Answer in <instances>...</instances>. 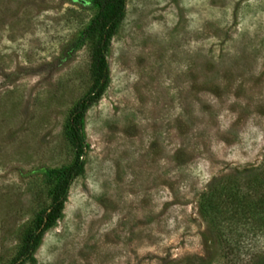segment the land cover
Returning a JSON list of instances; mask_svg holds the SVG:
<instances>
[{"label": "rangeland", "instance_id": "374dc122", "mask_svg": "<svg viewBox=\"0 0 264 264\" xmlns=\"http://www.w3.org/2000/svg\"><path fill=\"white\" fill-rule=\"evenodd\" d=\"M98 1L0 0V264L72 161L67 118L92 80ZM105 60L82 172L23 264L217 254L200 196L264 171V0H125Z\"/></svg>", "mask_w": 264, "mask_h": 264}, {"label": "trees", "instance_id": "16d2710c", "mask_svg": "<svg viewBox=\"0 0 264 264\" xmlns=\"http://www.w3.org/2000/svg\"><path fill=\"white\" fill-rule=\"evenodd\" d=\"M124 2L99 0L96 5L98 11L93 20L96 41L91 55L92 80L87 92L72 107L67 118L66 136L73 158L66 168L54 173L55 182L48 192V205L25 233L12 264H23L30 258L41 235L60 217L70 183L82 172L85 145L80 132L81 120L85 111L98 101L107 83L105 53L110 37L122 20ZM197 208L215 235L218 252L207 259L185 256L170 264H249L252 258H262L264 249L258 247L255 253L247 243L256 233L264 236V171L261 174L252 173L215 181L200 196ZM260 240H256V245Z\"/></svg>", "mask_w": 264, "mask_h": 264}]
</instances>
